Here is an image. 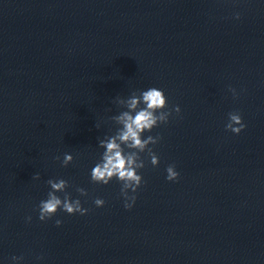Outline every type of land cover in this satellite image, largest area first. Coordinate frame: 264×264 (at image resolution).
I'll list each match as a JSON object with an SVG mask.
<instances>
[{"label": "clouds", "instance_id": "obj_1", "mask_svg": "<svg viewBox=\"0 0 264 264\" xmlns=\"http://www.w3.org/2000/svg\"><path fill=\"white\" fill-rule=\"evenodd\" d=\"M235 18H240L239 13L235 14ZM229 90L235 98L237 95L236 90L232 88ZM114 102L127 110L111 117V120L119 127L114 135L99 140V147L105 149V151L102 153L101 160L92 168L90 176L91 181L96 184L107 185L113 179L118 180L122 185L120 195L124 198V208L131 209L137 199L135 193L144 183L142 175L139 174V170L146 166L141 154L147 153L153 167L159 165V157L150 145L158 144L161 137L157 134L156 136L148 135L145 138L144 133H150L154 128L168 124L173 112L179 115L181 109L179 105L169 109L167 97L162 90L156 87L139 92L133 91L128 98L117 97ZM228 116L229 120L225 125V129L234 134H240L246 128L242 116L238 112H230ZM95 126L99 127L98 125ZM55 159L59 160L60 158L55 157ZM73 159L71 154L66 153L61 162L62 166H68ZM166 173V180L178 181L180 174L176 171L174 164L166 167ZM40 178L39 173H34L32 176L34 180ZM46 183L51 190L47 193V199L41 200L38 205V219L40 221L51 219L58 210H62L69 215L76 213L86 215L89 212V209L82 207L80 199H71L70 193L66 191L69 187L67 180L49 179ZM76 191L81 196L88 195L83 188H77ZM57 193H63V199ZM105 203V200L101 198H95L94 200L97 207H103ZM28 219L31 220V217H28ZM62 223L63 221L59 219L55 221L57 227ZM12 260L19 264L23 257L13 256Z\"/></svg>", "mask_w": 264, "mask_h": 264}]
</instances>
